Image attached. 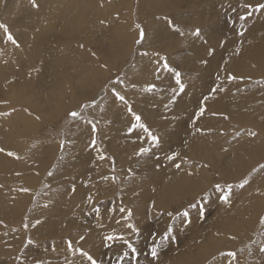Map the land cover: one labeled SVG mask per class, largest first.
Returning a JSON list of instances; mask_svg holds the SVG:
<instances>
[{
    "label": "rangeland",
    "instance_id": "374dc122",
    "mask_svg": "<svg viewBox=\"0 0 264 264\" xmlns=\"http://www.w3.org/2000/svg\"><path fill=\"white\" fill-rule=\"evenodd\" d=\"M29 2L31 3V0H29ZM102 3L103 11L107 13V15L99 19L98 25L92 26L88 21L87 24H78L76 20L77 17H82L87 20L83 10V7L87 4L85 0H36V4L39 5L37 8H45L51 11L52 14L54 13L51 22L58 23L59 26L65 24V26L69 28L80 27L83 29V34L80 36L81 41L73 38L76 33L72 30L71 35H60L61 39L59 40V44L69 53H72L74 58L73 63L76 64V70L84 67H91V63L90 65H86L84 58H94L95 65L98 66L104 78L97 86L98 89L96 88L90 97L86 98V96H84L80 101L76 102V105L66 111L68 113L72 110L80 111L82 105H91V103L95 101L94 107H88L81 111L83 119L72 121L68 113L62 111L58 113V115H54L52 121L49 123L44 121L40 115L36 113L31 114L35 119L36 129L33 131V136H29V141L23 145L25 151L21 153H27L32 148L31 145L36 138L40 140H42V138L50 139L51 143H56V148L55 152H53L52 149L50 150L48 164L40 171L39 176L36 178L37 185L34 187L35 191L33 195L30 196V199H25L23 203V211L25 212H22L23 214L21 213L19 216L21 217L20 222L17 223L15 227L8 226L4 228L6 229L5 234L16 232L17 235L12 234L10 236V241L11 239L15 240L12 244L6 242L2 244L7 249L4 254L0 256V264H37L38 261L42 262V264H89L78 251L73 252L68 250L66 243L68 240L73 242L74 249H83L87 251L97 260L98 264H164L172 257L173 260L175 258H182L188 264H191V262H193V264H250V262L255 260L258 261V264H264V253L259 250L261 246H264V225L260 223V219L264 217V169L260 168V165L264 164V76L261 77L263 86L260 87L258 85L260 88L257 86H254L255 88H249V85L247 86L246 84L244 85L245 88L243 85L236 86L235 84H229L232 91L222 94L221 96L222 101H225V104L222 102L224 109L221 110L220 113H215V115L213 113L211 115H205V119L208 121L205 126L215 121L216 126L214 129L199 128L206 129V131L197 132L193 122L190 120V115L193 114L192 112L189 114L188 120H184V125H181L180 129L174 130L172 127H169L167 134L161 137V142H164L163 144L166 145L168 144L167 146L172 145L171 141L173 137L170 134L173 132H175L177 136L175 137L176 139H183L182 143L196 138L197 136L201 139L206 135L216 134L221 139V142L219 139L214 140L215 143H218L219 148L213 149L212 154H203L201 150L199 154H195V157L187 158L190 163H183L181 160L180 164L182 168H190L191 170L189 180H195L192 178L193 176L196 179L200 178V184L198 186L191 185L183 191V187L188 183L180 185L179 181L184 184L183 180H168L165 186H170L171 190L160 202L159 207L154 208L153 204L147 198H139L136 195L138 189H131L129 185L134 183L138 186L141 184L144 186V190L149 199L157 197L160 194L161 187L158 188V186L154 185L156 179L150 178V176L153 175L152 168L165 170L168 168L177 169L172 162L165 159V156L172 152H179L181 155H184L186 153L184 144L179 143V146L174 145L176 148L169 147L166 149L168 152H165V150L160 152L159 148H153L152 153L144 156L142 163L140 162L142 157L137 156L134 160L131 159L132 162L123 164L122 159L127 154L126 145L129 143L130 139L138 140L137 143L139 147H151L150 143L147 141V137L141 130L137 129L132 133H128L127 130L133 122L131 114L127 111L131 119L129 122L130 126L127 125V120L123 121L121 125L116 126L114 123H109L108 125L101 120L89 118L90 113L97 112L96 109L102 105L101 103H103V101H105V104L109 101L113 88L120 92L121 95H124L122 91L127 90L124 86V80L126 76L129 75L130 69L135 61L139 57L144 56L142 55L144 49L141 50V44L135 43L139 38V30L136 28V25L139 24L145 32L146 19L150 17L153 19L152 9H148V15H144L142 12L143 8H145L143 0H103ZM7 4V0H0V22L7 25L10 30V23L8 24V22H6L7 16H5ZM191 5L192 4L188 6L178 5L180 8L178 7L179 9L174 13H168L166 20L176 18V21L173 23L176 24L182 32H187L188 29H190L189 32L192 33L196 28L202 27L200 20L203 18H197V21L190 25L184 24L186 17H190V13L193 12V7H191ZM230 6H232V4H230ZM250 10L252 11V9ZM248 11L249 9L246 10V12ZM118 13L119 17H117ZM235 13L238 14L236 16L237 18L241 16L245 17V19L242 20L244 24L253 20V12L252 15L249 16L247 13L235 9ZM128 16L130 17V26H127V29L129 31L132 29H134L135 32L137 31V36L130 44L129 51L127 50L121 53L124 56L121 60L117 63H113L111 66L106 65L103 63L102 57L108 56L110 40L118 38V34L120 33V31H117L119 29L118 22L114 21L112 17L114 19L117 17L120 20ZM160 17L161 13L159 15V18ZM101 21H103V23H101ZM232 21L235 24L233 19ZM57 32H59V30ZM177 34L180 35L179 33ZM85 38H89V41H85ZM81 45H83V47H81ZM163 47V44H161L158 48L147 52L149 53L146 57L149 69L156 71V68L152 66L153 60L155 59L159 64H162L163 61L160 60V57H165L169 65L181 73V79H183V81L184 77L190 73L200 75V73L204 71L189 72L188 69H191L196 62L193 56H185L187 53L182 56H175L177 51L184 52L183 49H178V46L174 48ZM156 53L159 55H156ZM251 66H255V64ZM59 70V67L53 69L57 76L65 75L68 77L69 85L67 86V95H70L71 100L69 101H72L81 94L80 91L83 89L82 87H75L74 83L78 82L80 76H89L91 72L78 73L75 71L73 73L74 70H67L66 73L61 74ZM160 71L164 72L163 69ZM51 78L52 80L47 83V89L51 87L50 84H56V79H58L54 75H52ZM117 78H119L122 83H116ZM204 80L208 82L206 84L207 88H210L212 85L215 86V81L210 76L204 78ZM251 81L254 82L257 80ZM169 83L177 88L174 78ZM155 86L157 87V85ZM100 87L101 89H99ZM200 87L201 89H199L201 91L199 90V93H195V97H201L203 100L207 94V89L205 86H202V83ZM134 89L137 92L142 91L141 88L134 87ZM249 91H253V93H258L260 91V98L247 99L244 93H249ZM149 94L150 93H148V95ZM162 96H157L154 98L155 100L152 98V100L149 101L150 104L152 103V106H148L152 108L150 112H143L141 109L134 111V107L131 106L135 113L141 115L143 122L149 126L153 133L158 135L159 133L156 126L155 128L151 127L150 121H158L160 116L166 114H174V117L176 115V117H181L179 112L175 111L173 108V103H170L167 97L164 96L162 98ZM125 98L127 101H132L126 96ZM165 98L169 103L164 100ZM115 101L121 103L116 99ZM228 103H230V105ZM164 104H169V106H171L170 111L162 107H165ZM155 105L157 108L154 107ZM203 105L205 104L203 103ZM123 106H125L127 110V106L124 104ZM148 107L147 110L149 109ZM22 109L27 110L25 105H22ZM153 111L155 112L153 113ZM237 111H244L243 113L247 112V114H252L251 116L253 119H251L255 124H249L245 120L244 124L236 125L235 115ZM36 117H39V119H36ZM225 117L228 118L225 119ZM89 120L95 123L97 127L95 133L97 143L95 147L90 146L93 133L91 124L86 123V121ZM197 120L202 121L200 118ZM102 126H107V130L104 133L101 131L103 130ZM72 128H76L79 135V140L75 147H72L71 144V142H73ZM249 131H254L257 135L252 137L248 134ZM117 132L119 133L118 142L116 141L118 146L116 142L114 145L112 142L110 146L109 142L112 140L111 138H115L113 135ZM190 134L192 136H190ZM235 138L236 141L234 145L223 144L227 139L232 142ZM30 140H32V142L28 144ZM107 140L109 141L107 142ZM141 140L145 141V143L142 144ZM61 143H63V147H61ZM121 143L122 145L119 146ZM189 146L193 151L194 147L190 144ZM253 146H256L257 149H254ZM67 148H69L72 156L80 154L81 160L85 162L87 166L81 172L74 170L62 172L58 176L59 178L67 174L68 176L75 175V180L65 178L49 187L50 184L48 180L54 175L53 169L59 161H65L61 160V156L65 155L63 153ZM97 149L100 151L98 152ZM100 154L105 156L104 160L98 158ZM249 154L252 155L253 161H250ZM247 155L248 157L243 158V156ZM156 156L160 157L159 161H157ZM225 156L229 158V163H233L236 161L235 158L241 157L239 162L246 166L245 170L238 172L239 176L236 175L238 173L234 174V171L232 174L233 177L231 174L225 175L221 170L223 167L222 160ZM6 162L10 163L8 159ZM141 164L142 167L148 169L147 174L139 170L141 169L139 167ZM157 164H159V167H157ZM204 165H207V167ZM2 168L4 167L2 166ZM49 172H51L52 175H49ZM104 177H108V179H104ZM112 177H115V180H113ZM244 179H247L248 183L238 191L240 188L236 187V185L241 183ZM46 181L49 185L45 183ZM217 183L224 186L225 190L227 185H233L232 196H234L235 199L241 197L244 200L247 197V207L251 210H255L257 213L251 219V223L247 225L248 228H243L245 231L242 238L235 237L233 239V234L223 233L226 242L223 246L216 250L212 247L210 250L198 254L196 253L198 248H208L218 235L219 231L214 228V223L219 220L220 217L224 216L227 219V217L231 216L233 220L239 218V214L234 212V207L236 205L231 203L232 201L229 200L226 204L218 198L221 193L217 192L214 187ZM73 187L75 191H73ZM85 187H87V189H84ZM100 189L104 191L105 194L109 191L110 197H104ZM61 190L63 191V195L60 199L65 201L64 208L61 210L54 209L51 222L44 224L49 226V228L40 224L41 230L39 232L36 231L29 222L30 218L28 217L31 213L30 211L35 207V204L43 205L49 200L50 194L59 193ZM196 191L197 193H195ZM88 197L92 198L91 203H88ZM110 200L112 201L111 206H104V204L108 203ZM256 201L261 203L259 208H254L250 205ZM197 202H199L197 208L188 207L189 204ZM200 206L204 208L203 218L198 214V208ZM132 207L141 208L137 217H134ZM120 208H124L125 211L121 212ZM94 209H99V212L97 213ZM128 210H131L132 215L130 218L126 219ZM185 210L189 212L188 219L191 220V223L187 224V226H185V223L180 219L173 220L172 217L167 214L168 212H172L173 215H176L177 212H183ZM39 217L38 215V218ZM70 221H73V223L70 224ZM109 221L118 229L120 226H124L123 231H121L117 237L122 236L124 240H127L128 243L136 249V253H133L123 240H98L100 234H106L110 231L111 225ZM65 223H69V228L58 233V225ZM25 224L28 225L27 229L24 227ZM129 224L134 225L139 229V232L132 231V229L128 227ZM169 225L173 227L172 237L161 243V237ZM81 235L85 237L83 241L79 240ZM28 239H32L34 243L25 247ZM78 241L79 243H77ZM206 242L208 243L207 245L204 244ZM154 246L157 247V256L155 258L151 255V248ZM125 252H127L128 255L124 256L123 260H121L120 257L123 256ZM222 252H235L236 259L233 261L230 257L221 256L220 253Z\"/></svg>",
    "mask_w": 264,
    "mask_h": 264
},
{
    "label": "bare ground",
    "instance_id": "6f19581e",
    "mask_svg": "<svg viewBox=\"0 0 264 264\" xmlns=\"http://www.w3.org/2000/svg\"><path fill=\"white\" fill-rule=\"evenodd\" d=\"M85 2H87V4L83 7V10L87 20L82 17H77L76 20L78 24H87L88 21L92 26L98 25L99 19L107 15L102 8L103 0H85ZM143 2L145 6L142 11L143 14L148 15V9H152L153 19L151 17L146 19L145 39L143 43H141V50L144 49V52H148L149 50L158 48L161 44H163V48H174L178 46V49H183L184 52L177 51L175 56H182L187 53L185 56H193V58L196 59L192 68L188 69L189 72L204 70L200 75L190 73L184 77V81L182 79V82L186 85L185 91L177 96L175 103L172 104L175 111H178L181 117H176L177 115L174 117V114H166L160 116L158 121H150L151 127L155 128L156 126L160 138L167 134L169 127H172L174 130L180 129V126L184 125V120H188L191 112L193 114L190 115V120L192 122L195 120V124L193 125L196 129H214L216 126L215 121L205 126L207 125L206 122H208L205 119V115H211L212 113L215 115V113H220L221 110L224 109L222 102L224 103L225 101H222L221 96L222 94L232 91L229 84H235L236 86H244L246 84L247 86L249 85V88H255L254 86L258 87V85L260 87L263 86L261 77L264 76V10L258 12L252 10L254 15L253 20L244 24V21L236 17L238 14L235 13V9L248 13L251 10L249 9V11L246 12L247 9L242 7V5L250 4L254 9L257 4L264 3V0H143ZM7 3V10L5 12V16H7L6 22H8V24L10 23L9 31L17 41V44L14 45L10 41H7L3 29H0V113H10L8 116H0V148L5 149V152H0V256L4 254L7 249L2 244L4 242L12 244L15 240L11 239L10 241V236L12 234L17 235L16 232L5 234L6 229L4 228L8 226L15 227L17 223L20 222L21 217L19 216L22 212H25L23 211V203L25 199L28 200L30 196L33 195L35 191L34 187L37 185L36 178L39 176L40 171L48 164L50 150L52 149L53 152H55L56 148V143H51L50 139L42 138V140H40L36 138L31 145L32 148L27 153H21L25 151L23 145L29 141V136L32 137L34 134L33 131L36 129V122L31 114L36 113L40 115L44 121L50 123L54 115H58V113L62 111L66 112L72 106L76 105V102L80 101L84 96H86V98L90 97L93 94L92 92L96 90L97 86L104 78L98 66L95 65L94 58L88 59V57H85L84 61L86 65H90L91 63V67H84L76 70V64L73 63L74 58L72 53H69L59 44V40L61 39L60 35H71L72 30L76 33L73 38L81 41L80 36L83 34V29L80 27L69 28L66 27L65 24L59 26L58 23L51 22L54 13L52 14L51 11L45 8L33 7L29 0H7ZM190 4H192L191 7H193V12L190 13V17H186L184 24L190 25L196 22L197 18H203L200 20L202 24V27L200 26L199 28L201 30L200 37L192 36L189 32L190 29H188L187 32L183 31L184 35H178L177 32L168 25L165 19L168 13H174L180 6H188ZM230 4H232V6H230ZM160 13L161 17L159 18ZM117 17H119V13ZM117 17H115V19L112 17V19L118 22L119 29L117 31H120L118 34L119 37L110 40L108 56L102 57L103 63L110 66L124 57L121 53L127 50L129 51L130 44L138 33L137 31L135 32L134 29L131 31L127 29V26H130L129 16L120 20ZM171 21L175 22L176 18H173ZM58 30L59 32H57ZM240 33H243V35H240ZM85 41H89V38H85ZM237 49L239 50L238 54ZM209 51H211V55H209ZM144 56L139 57L132 65L129 75H127L124 80V86L127 90L122 91V93L128 99L130 98L132 100L128 102L134 107V111L141 109L143 112H150L152 108L148 106H152V103L150 104L149 102L152 98L154 99L157 96L163 95L162 98L165 96L171 101L173 95L172 89L176 87L169 83L174 78L172 73L165 71L157 72L149 69L146 59L148 55ZM203 61H207V63H203ZM252 64H255V66H251ZM159 65V62L154 59L152 66L157 69ZM55 67L60 68L59 72L61 74L66 73L67 70H74L73 73L75 71L78 73L91 72L89 76H80L78 82L74 83L75 87L83 88L80 91L81 94L76 99L69 101L71 99L70 95H67V86L69 85L68 77L65 75L57 76L53 71ZM52 75L58 79H56V84H50L51 87L47 89V83L52 80ZM230 75L235 76L236 79L230 81L228 79ZM209 76L214 79L215 86L212 85L210 88H207L206 84L208 82H206L204 78H208ZM251 80L257 81L253 82ZM201 83L202 86H205L207 89V94L205 95V97H209L207 100H202L201 97H195V93H199L201 89ZM148 84L157 85V90L148 95L147 92H137L134 89V87L143 89ZM213 88H223L224 91L217 90L216 92H212ZM99 89H101V87ZM259 93L260 91L258 93L249 91V93L246 92L244 94L247 99H259ZM242 96L241 98L243 100ZM112 98H115L113 94L110 95V99L106 104L105 101L101 103L102 105L96 109L97 112H91L89 118L101 120L108 125L109 123H114L116 126L121 125L123 121L127 120L126 123L130 126L129 122L131 119L126 107ZM164 100H166V98ZM169 101L166 100L167 103H169ZM201 102L205 104L203 105L205 107V112L204 115L200 117L202 121H198L195 114L199 111ZM228 104L230 105V103ZM22 105H25L27 110H23ZM147 107L149 108L148 110ZM154 107L157 108L156 105ZM162 107L165 108L164 106ZM170 107L171 106L166 109L170 111ZM154 112L155 111H153V113ZM243 112L244 111H237L235 115V124L242 125L245 120L249 124H255L252 122V114L250 115L247 114V112ZM102 128L103 130L101 131L104 133L107 130V126H102ZM71 131L73 133V142H71V144L72 147H75L79 140L78 130L72 128ZM200 131H206V129H200ZM170 135L173 137L171 141L172 145L167 146L168 144L166 145L163 144L164 142H161V147L159 148L160 152L164 150L168 152L166 149L169 147L176 148L175 146L179 143L184 144L186 148V153L184 155L180 154V157H178L175 162H172V164L181 163V157H195V154H199L201 150L203 154H212L213 149L219 148L218 143H215L214 140L219 139L221 142L217 134L206 135L201 139L197 136L184 143H182L183 139L175 138L177 137L175 132ZM113 136H115V138H111L112 140L109 142L110 146L112 142L114 145L119 139V133L117 132ZM190 136L192 135L190 134ZM108 141L109 140H107V142ZM137 141L135 139H130L129 143L126 145L127 154L122 159L123 164L132 162L131 159L134 160L137 158L136 152L140 148ZM235 141L236 138L232 142L227 139L223 144L234 145ZM31 142L32 140H30L28 144H31ZM141 143L144 144L145 141L141 140ZM189 144L194 147L193 151ZM121 145L122 143L119 146ZM253 148L257 149L256 146H253ZM9 151L16 153L19 159L6 155ZM63 154L65 155L61 156V160L65 161H59L55 165L53 169L54 175L48 180L50 185L47 181L45 182L49 187L65 178L75 180V175L68 176L64 174L59 178L58 176L62 172L70 170L81 172L87 166V164L81 160L80 154L72 156L69 148L65 149ZM249 156L250 161H253L252 155L249 154ZM141 157L142 160L140 162L142 163L144 156ZM246 157H248V155L243 156V158ZM240 158L241 157L235 158L236 161L233 163H229V158L226 156L223 158V167L221 170L225 175L231 174L233 177V171L235 174L245 170L246 166L239 162ZM7 159L10 163L6 162ZM2 166L4 168H2ZM139 167L141 168L139 170L144 174L148 173V169L142 167V164ZM190 171V168L184 169L182 166L180 169L168 168L167 170L152 168L153 175L150 176V178L156 179L157 183L155 182L154 185L158 186V188L161 187L160 194L152 199L147 197L144 190L145 188L141 184L137 186L133 183L129 185V188L138 189L136 195L139 198H147L153 204L154 208H158L160 202L171 190L170 186H165L168 180H183L184 184L179 181L180 185L188 183L183 187V191L191 185L198 186L200 184V178L196 179L193 176L192 178L195 180H189ZM236 175L239 176V173ZM23 188H27L29 191H21ZM84 189H87V187ZM240 190L241 188L238 191ZM62 192L61 190L59 193L50 194L49 200L43 205L35 204V207L30 211L31 213L28 217L30 218V224L33 225L38 219L41 221L40 224L44 225L50 223L54 209L61 210L65 206V201L60 199L63 195ZM100 192L102 195L104 194V197H110L109 191L105 194V192L100 189ZM195 193H197V191ZM229 200L236 205L234 207V212L239 214V218L233 220L231 216L227 217V219L224 216L220 217L219 220L214 223V228L219 231L218 235L208 248H198L196 253H204L212 247L216 250L223 246L226 243L223 233L233 234L234 237L242 238L245 231L243 228H248L247 225L251 223V219L257 212L247 207V197L245 200L241 197L235 199L231 194ZM111 204L112 201L110 200L108 203L104 204V206L108 205V207H110ZM260 204L259 201H256L250 205L254 208H259ZM132 209L134 217H137L141 208L132 207ZM38 215L40 216L39 218ZM72 223L73 221H70V224ZM40 224L34 227L38 232L41 230ZM68 225L69 223L59 224L58 233L69 228ZM110 225V231L106 234H100L98 240H105V237L108 235L117 236L124 229V226H120L119 229L114 227L112 222H110ZM44 226L49 228L47 225ZM204 244L207 245L208 243L206 242ZM164 264L188 263L182 258H175L173 260L172 257ZM191 264H193V262H191ZM250 264H258V261H252Z\"/></svg>",
    "mask_w": 264,
    "mask_h": 264
},
{
    "label": "snow or ice",
    "instance_id": "6c2138e0",
    "mask_svg": "<svg viewBox=\"0 0 264 264\" xmlns=\"http://www.w3.org/2000/svg\"><path fill=\"white\" fill-rule=\"evenodd\" d=\"M31 3H32L33 7H38V5L36 4V0H31ZM242 7H244L245 9H252V10L258 12V11L264 10V3L257 4L254 9H253V6L250 5V4H244V5H242ZM247 14L249 16L252 15V11H249ZM165 19H167V18H165ZM240 19L243 20V19H245V17L241 16ZM167 22H168V25L174 31H176L180 35H184V33L180 30V28L177 27L175 24H173V22L171 20H167ZM101 23H103V21H101ZM136 28L139 30V38L135 41V43L136 44H141L144 41V39H145V32H144L143 28H141V26L139 24L136 25ZM0 29H3L7 41H10L14 45L17 44V41L14 39V37H13L12 33L9 31L7 25L0 23ZM191 35L194 36V37H200L201 30L199 28H196L191 33ZM240 35H243V33H240ZM81 47H83V45H81ZM238 52H239V50L237 49V54H238ZM211 54H212L211 51H209V55H211ZM142 55L147 56V55H149V53L144 52V53H142ZM156 55H159V54L156 53ZM160 60H162L163 63L160 64L157 67L156 71L159 72L161 69H163V71L172 73L173 76H174L175 84H176L177 88H173L172 89L173 95H172L170 103H175L176 97L179 96L181 93H184L186 85L182 82L181 73L179 71H176L175 68L171 67L169 65V63L167 62V59L165 57H160ZM203 63H207V61H203ZM228 79L231 81V80H235L236 77L230 75L228 77ZM116 83H122V81L119 80V78H117ZM156 90L157 89H156V86L154 84H148L147 86H145L142 89V91L147 92V93H151V92H154ZM217 90L224 91L223 88H219V89L213 88L212 92H216ZM111 91H112V94H113V96L115 97V99L117 101H119L122 104L127 106V111L132 116L133 122L131 123V126L127 130L128 133H132L133 131H135L137 129L141 130L145 134V136L147 137V141L151 145V147H140L139 150L136 152V155L137 156H147L150 153H152V149L153 148H157V149L160 148L161 147V138H160V136L158 134H154L153 131L149 128V126L146 123L143 122L141 115L135 113L132 110L131 105L128 103V101L126 100L124 95H121L120 92L115 90V88H113ZM208 98L209 97L206 96V97H204V100H207ZM94 106H95V101H93L91 103V105H89V104L82 105L80 111H70L68 113V116H69L70 120H72V121L83 119V117L81 116V111L83 109L88 108V107H94ZM168 107H169V105H165V108H168ZM204 112H205V107L203 106V102H201V106L199 108V111L195 114L196 119H199L200 117H202L204 115ZM8 115H10V113H7V112L0 113V116H8ZM227 118L228 117H225V119H227ZM36 119H39V117H36ZM86 123L91 124V130H92V133H93V138L91 140L90 146L91 147H95L96 143H97V141L95 139V133L97 131L96 124L93 123L90 120L86 121ZM193 124H195V120H193ZM196 131L199 132L200 129L197 128ZM248 134L250 136H252V137H255L257 135V133L254 132V131H249ZM61 147H63V143H61ZM97 151L99 152L100 150L97 149ZM0 152H5V149L0 148ZM6 155H8L9 157H16L17 159H19V157L16 156V153H14V152H10L9 151V152L6 153ZM153 155H154V153H153ZM178 157H180V153L179 152H172L171 154H167L165 156V159L170 161V162H175ZM98 158L100 160H104L105 156L103 154H100ZM156 159H157V161H159L160 157L156 156ZM181 159H182L183 163H190V161L187 158L181 157ZM204 166L207 167V165H204ZM157 167H159V164H157ZM174 167L177 168V169H180L181 168V164L180 163H174ZM260 168L264 169V164H261ZM49 175H52V173L49 172ZM189 175H191V173H189ZM104 179H108V177H104ZM112 179L115 180V177H112ZM247 183H248V180L244 179L241 183L236 185V187L243 188ZM214 187H215L217 192L221 193V195L218 198L221 201H223L224 203L227 204L229 202V196L232 193L233 185H231V184L227 185L226 190H225V187L222 186L219 183L215 184ZM21 191L28 192L29 189L23 188V189H21ZM73 191H75L74 187H73ZM91 202H92V198L88 197V203H91ZM198 203L199 202L191 203V204H189L188 207L189 208H197ZM94 211H96L98 213L99 209H94ZM120 211L124 212L125 209L124 208H120ZM167 214H168V216L172 217L173 220L180 219L183 223H185V226H187V224L191 223V220L188 219L189 218V212L187 210H185L183 212H177L176 215H173L172 212H168ZM198 214H199V216L201 218L204 217V208H203V206H200L198 208ZM131 215H132L131 210H128V216L126 217V219L130 218ZM40 223H41V221L38 219V220L35 221V223L32 225V227H36V225H38ZM260 223L262 225H264V217H262L260 219ZM24 227H25V229H27L28 225L25 224ZM128 227L131 228L132 231H134V232H139V229H137L132 224H129ZM172 232H173V227H172V225H169L167 230L165 231V233L161 237L160 242L162 243L163 241H166V240L170 239L172 237ZM232 238L234 239L235 237H232ZM84 239H85V237L83 235H81L80 238H79L80 241H83ZM117 239L123 240V242L128 245V247L131 249V251L133 253H136V249L134 247H132V245L129 244L127 240H124V238L122 236L121 237H117V236H114V235H108V236L105 237L106 241H114V240H117ZM33 243H34V241L32 239H28L27 240V244L25 245V247H27L28 245H31ZM66 243H67V247H68L69 251H73V252L78 251L79 254L82 257H84L89 262V264H98L97 260L94 259L93 256L90 255L87 251H84L83 249H74L73 248V242L71 240H68ZM77 243H79V241ZM259 250H260V252L264 253V246H261ZM127 255H128V253L125 252L124 255L120 257V259L123 260L124 256H127ZM151 255L154 258L157 256V247L156 246L151 248ZM220 255L221 256L230 257L233 261L236 259V253L235 252H227V253H223L222 252V253H220ZM37 264H42V262L38 261Z\"/></svg>",
    "mask_w": 264,
    "mask_h": 264
}]
</instances>
